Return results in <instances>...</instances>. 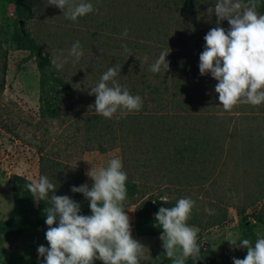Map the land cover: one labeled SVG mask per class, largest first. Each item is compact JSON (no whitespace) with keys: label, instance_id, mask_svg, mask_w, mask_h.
I'll list each match as a JSON object with an SVG mask.
<instances>
[{"label":"rangeland","instance_id":"1","mask_svg":"<svg viewBox=\"0 0 264 264\" xmlns=\"http://www.w3.org/2000/svg\"><path fill=\"white\" fill-rule=\"evenodd\" d=\"M192 1L197 30L180 0H87L96 11L77 22L66 19L48 0H33L26 30L52 61L67 60L58 74L77 93L61 104L58 119H50L39 116L35 62L22 64L27 53L11 39L12 0H0L1 220L11 215L12 175L32 182L41 176L43 165L44 176L56 185L82 180L91 188L87 173L119 158L127 181L141 191L124 203L132 236L147 249L141 264L172 260L164 256L159 237L135 235L134 203L140 200L174 207L180 198L192 199L195 207L188 224L198 229L199 245L228 258L227 264L239 250L233 244L246 225L264 236V224L259 222L264 220V104L239 105L232 111L220 106L217 81L210 74L201 76L198 67L204 37L216 27L212 12L216 0ZM220 26L229 28L227 21ZM125 29L127 38L122 35ZM76 41L83 56L73 63L69 53ZM125 44L131 56L122 47ZM168 48L169 71L152 73L150 66ZM115 65L121 66L116 82L140 96L143 105L138 112L124 116L118 112L105 119L90 107L95 103L91 89ZM161 83L168 86L164 100L157 92ZM160 102L167 108L157 114ZM55 194L65 195L58 189ZM40 245L39 231L0 235V264H43L37 253Z\"/></svg>","mask_w":264,"mask_h":264},{"label":"clouds","instance_id":"2","mask_svg":"<svg viewBox=\"0 0 264 264\" xmlns=\"http://www.w3.org/2000/svg\"><path fill=\"white\" fill-rule=\"evenodd\" d=\"M49 5L60 9L66 19L77 22L96 11L87 0H48ZM258 0H216L214 12L216 27L204 37L205 47L199 56V73L210 74L217 81L215 93L220 106L232 111L239 105L260 106L264 104V14L257 11ZM227 21L229 28L221 27ZM127 38V29L123 32ZM131 56L127 45H122ZM169 48L161 52L150 66L152 73L169 71ZM73 63L83 56L79 41L70 49ZM147 59V58H145ZM53 61L56 68L63 64ZM121 66L109 67L99 83L91 89L95 95V112L105 119H112L119 112L124 116L141 110L143 101L132 95L127 88H121L115 78L120 75ZM111 82V86L109 85ZM92 180L88 184L73 186L72 193L81 194L89 201L90 215H82L81 205L67 195H56L57 186L47 176H40L27 185V190L36 201H45L44 209L47 231L45 239L48 247L37 248L44 264H141L147 250L132 236L130 217L124 208L127 200V173L122 161L113 158L107 167L91 169L87 173ZM161 201L167 203V197ZM195 202L190 198H180L174 207H160L155 221L162 234L163 254L172 264H185L191 258L201 257L198 243V229L190 226ZM209 214L212 210L205 209ZM246 249L243 259L233 258L232 264H264V238H257L253 244L247 238L233 244Z\"/></svg>","mask_w":264,"mask_h":264},{"label":"trees","instance_id":"3","mask_svg":"<svg viewBox=\"0 0 264 264\" xmlns=\"http://www.w3.org/2000/svg\"><path fill=\"white\" fill-rule=\"evenodd\" d=\"M180 1L185 6L194 29L197 30L199 23L193 1ZM12 4L15 20L13 21L14 32L11 35V39L19 50L27 53V56L21 63L23 64L30 60H34L38 72V86L40 91L38 95L39 116L41 118L58 119L62 112L61 104L75 98L77 94L76 90L58 74L56 66L53 64L52 59L45 53L44 47L26 30V26L33 16V0H12ZM257 11L260 14H264V0H258ZM20 20L25 22V35H23L18 26V21ZM167 90L168 86L165 83H161L157 88V92L163 100L167 97ZM162 102L157 104V114H160L162 110H166L167 108L166 104L163 107L164 104ZM55 171L56 170H54V172ZM40 175L44 176L43 165L40 169ZM29 183H31V181L21 175H12L9 178L8 184L11 186L12 209L9 219H0V235L4 237L23 236L35 230L40 232L43 245L48 247L45 239L47 226L45 224L46 217L44 215V209L49 205L45 201H36V198L27 190V185ZM80 185H82V180L73 183L65 181L64 183H58L56 186L59 193L64 192L65 195L81 205L80 214L90 215L91 213L88 206L89 201L81 194L72 193L70 190L73 186ZM126 188L127 200L124 203L133 201L141 192L139 191L138 185L131 181L126 182ZM134 204L136 206L135 220L133 223L135 235L139 237H160L162 230L155 221V215L161 205H155L154 201L148 200H140ZM259 222L264 224V220L259 219ZM244 238L249 239L254 244L257 238H264V236L257 235L252 226L246 225L245 231L239 240ZM246 254V249L239 248V250L233 253L231 261H229L230 264H232L233 258L243 259ZM227 260L228 258L222 255L212 254L201 248L200 259L195 262L189 258L186 260L185 264H227ZM42 262L44 264L43 257ZM94 264H102V262L95 261Z\"/></svg>","mask_w":264,"mask_h":264},{"label":"water","instance_id":"4","mask_svg":"<svg viewBox=\"0 0 264 264\" xmlns=\"http://www.w3.org/2000/svg\"><path fill=\"white\" fill-rule=\"evenodd\" d=\"M18 26H19L21 32L23 33V35H25L26 34L25 22L23 20L18 21Z\"/></svg>","mask_w":264,"mask_h":264}]
</instances>
